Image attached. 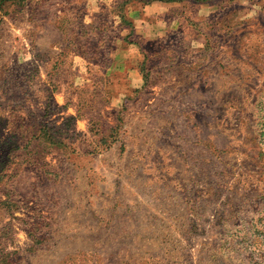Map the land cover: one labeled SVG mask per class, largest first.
Here are the masks:
<instances>
[{"label":"rangeland","instance_id":"374dc122","mask_svg":"<svg viewBox=\"0 0 264 264\" xmlns=\"http://www.w3.org/2000/svg\"><path fill=\"white\" fill-rule=\"evenodd\" d=\"M0 264H264V0H0Z\"/></svg>","mask_w":264,"mask_h":264},{"label":"crops","instance_id":"0c3cea01","mask_svg":"<svg viewBox=\"0 0 264 264\" xmlns=\"http://www.w3.org/2000/svg\"><path fill=\"white\" fill-rule=\"evenodd\" d=\"M221 0H217V2H220ZM216 4H218V3H216ZM158 8H160V7H158V5L157 6H154V5H151V6H149V9L146 7L145 9H144V12L145 13H148V10H150L151 9V14H154V13H152V12H155V14H159L158 13V11H155V10H159ZM148 14H150V13H148ZM156 16H158V15H156ZM155 16V17H156ZM148 17H151V15H148ZM160 17V16H159ZM158 24H160V22H158ZM139 25V28H140V30L141 29H143V27H140V23L138 24ZM155 28L158 30V25H155ZM151 31V28L149 27V28H147V29H145V32H150ZM197 46V45H196Z\"/></svg>","mask_w":264,"mask_h":264}]
</instances>
